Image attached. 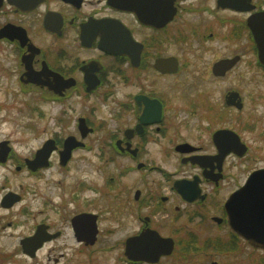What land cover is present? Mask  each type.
<instances>
[{"label": "flooded vegetation", "instance_id": "obj_1", "mask_svg": "<svg viewBox=\"0 0 264 264\" xmlns=\"http://www.w3.org/2000/svg\"><path fill=\"white\" fill-rule=\"evenodd\" d=\"M260 12L264 0H0V122L21 117L26 123L0 138V233L10 229L3 233L14 244L11 250L33 264L44 251L39 263L58 264L65 256L57 251L63 249L64 230L74 236L73 219L92 216L98 234L100 213L92 209L93 196L108 200L110 211L109 198L116 195L133 205L138 220L137 233L123 241V264L169 259L176 243L161 232L158 218L173 223L174 214L199 218L208 229L229 228L234 242L264 253V247L232 230L226 208L231 195L264 166L254 167L253 149L237 129L217 126L222 111L210 101L203 102L208 109L200 118L192 111L174 124L171 111H182L171 109L170 92L184 73L190 85L198 76L202 82L221 81L244 59L247 70L254 56L259 64L248 22ZM202 58L214 59L189 70ZM257 68L260 72L250 70L249 81L253 73L264 78V66ZM116 89L117 99L112 98ZM231 93L238 98L227 104ZM85 96L92 102L88 115H80L79 98ZM99 103L109 108L110 117L98 116L103 111ZM224 103L230 110L243 108L236 90L226 93ZM46 106L56 113L49 115ZM46 121L59 130H48ZM68 122L70 129L64 128ZM80 152L90 154L91 165L97 153L103 168L118 173L103 178L100 189L93 178L80 181ZM173 162L175 167L167 169ZM128 176L138 184L133 191L123 185ZM85 184L89 209L78 206L79 187ZM226 185L233 188L224 195ZM253 198L233 205L235 223L243 230L264 231V202L256 204ZM152 231L172 240L170 253L151 261L129 259L127 239ZM195 237L187 239L183 261L196 253L190 242ZM204 242L217 248V241Z\"/></svg>", "mask_w": 264, "mask_h": 264}, {"label": "rangeland", "instance_id": "obj_2", "mask_svg": "<svg viewBox=\"0 0 264 264\" xmlns=\"http://www.w3.org/2000/svg\"><path fill=\"white\" fill-rule=\"evenodd\" d=\"M214 58H202L196 59V63L193 61V66H190L189 70L195 69L197 65L202 67L206 65V62L211 61ZM200 60V61H198ZM254 63L251 64V71H259L257 68L256 57L254 56ZM250 65V64H249ZM246 59L239 63L235 71L221 81H209L202 82L198 76L193 84L188 85L190 82L187 74H182L180 77L175 78L173 85L170 89L172 92V108H180V111L176 113L171 111L173 118L176 119L174 124L177 125V119L183 117L187 113L194 111L197 117L204 115L205 109H208L207 105H203V102H212L221 108L222 120L216 121L217 126L222 125L225 127H234L237 129L243 139L252 148L254 153V167L264 166V78H260L258 74L253 73L254 78L248 80L251 76L246 68ZM238 88V89H236ZM236 90L239 92L243 99V108L240 111L235 109L230 110L225 107L224 96L228 91ZM120 90L116 89V93L112 98H119ZM2 97V91H0V98ZM203 98L202 100H200ZM196 99L194 105L187 104V101H192ZM205 99V100H204ZM89 97H80L77 113L80 115H88V110L91 105ZM105 103H99L100 111L98 116L103 115L104 117L109 116V108H107ZM106 104L113 108L115 106L106 101ZM99 109V107H98ZM195 109V110H194ZM46 112L53 115L56 113L55 107L46 106ZM110 117V116H109ZM195 118V117H194ZM94 119V118H92ZM95 120V119H94ZM191 122L190 124H192ZM25 119L17 117L16 119L10 121L7 119L5 122H0V138H4L3 135L7 134L10 129L22 130L24 128ZM44 125L48 130H59L54 122H44ZM66 126V127H65ZM64 128H69V122L65 124ZM62 127V129H64ZM178 129L184 130L183 127ZM30 145L36 144L34 141L28 142ZM97 153H95L94 162L91 165V159L89 153H79L78 162L76 164L78 178L81 181L84 178L92 179L93 184L97 188H101L103 178L108 175H116L118 170L112 167L103 168L105 165L96 158ZM172 165H167V169L175 167L176 163L173 162ZM103 166V167H102ZM99 167L101 171H99ZM104 171L103 175L102 172ZM125 189L129 187L126 191H133L138 184L135 185L134 176L123 179ZM87 181V180H85ZM112 188V187H111ZM233 186L226 185V191L223 193L226 195ZM120 190V189H119ZM118 190V191H119ZM114 194V191L111 192ZM132 193L130 194V196ZM78 206L82 209H89L91 204L88 206V200L91 198V193L87 190V184L84 187H79L78 194ZM93 196V195H92ZM94 206L92 207L95 213H100V218L97 223L98 234L94 244L90 246H84L83 244L76 243L72 231L70 229H65L62 237L63 249L58 251V253L65 254V256L60 259L58 264H123L120 260L123 258V241L126 237L135 235L138 228L137 212L133 209V205L130 206L128 203H122L119 196H110V211L106 209L108 200L102 201L97 199V196H93ZM224 199L225 197L222 196ZM126 200V198H122ZM65 205V202H64ZM178 205V204H176ZM122 206H124L122 208ZM121 207V209H120ZM144 214V213H142ZM10 219V218H9ZM26 222L24 218H18ZM204 221L199 218L189 219L184 214H174L173 223L165 219L158 218V225L161 232L164 234H169L173 237L176 243L174 253L169 256V259L161 260L159 264H208L209 259L218 262V264H264V253L260 250H253L246 243L239 240L234 242L231 239V231L229 228H220L213 226L212 229H208L204 226ZM6 225V224H5ZM18 230V228L16 229ZM14 230L13 232H15ZM5 233H10V229L5 227ZM0 233V264H33L34 262L27 260L23 254L18 250H11L14 246L13 242L10 240V236H6L4 233ZM196 236L194 240L190 241L192 247L196 253L191 254V258L187 261H183L181 258L186 254V242L187 239ZM217 241L215 244L217 248H209L205 244V240ZM196 247V248H195ZM198 247V248H197ZM191 249V253L194 252ZM198 251V252H197ZM16 254L15 256L13 255ZM44 251L37 254L38 262L44 260ZM11 255V256H10ZM57 256V255H56ZM48 264H53L52 262Z\"/></svg>", "mask_w": 264, "mask_h": 264}, {"label": "water", "instance_id": "obj_3", "mask_svg": "<svg viewBox=\"0 0 264 264\" xmlns=\"http://www.w3.org/2000/svg\"><path fill=\"white\" fill-rule=\"evenodd\" d=\"M248 26L256 43L258 60L264 65V12L254 15L249 20ZM108 49H110V47H108ZM224 64L226 63H223L222 65ZM237 98L238 94H229L227 104L232 103V100ZM236 106H240V104H236ZM251 197H254L253 201L256 204H262L264 202V169L252 173L246 185L232 194L226 203V208L229 213L228 223L232 230L242 238L246 239L253 246L264 247V231H249L247 228L246 230L240 229L235 223L238 216L232 213V207L234 204H243L245 201V203H247ZM240 215H242V212ZM93 220V217L88 216V214H81L73 219L72 226L75 238L78 242H83L85 245L94 244L97 236V228L96 223ZM37 237L38 235L36 238ZM172 248V240L170 238L161 237L155 231H152L151 233H142L140 236L130 237L126 241V254L128 258L132 260H155V258H158L162 254H169ZM28 252L27 248L24 247L23 253L32 257L33 255Z\"/></svg>", "mask_w": 264, "mask_h": 264}]
</instances>
